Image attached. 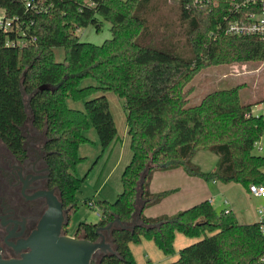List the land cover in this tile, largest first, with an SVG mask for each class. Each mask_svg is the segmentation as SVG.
<instances>
[{
  "label": "trees",
  "instance_id": "trees-1",
  "mask_svg": "<svg viewBox=\"0 0 264 264\" xmlns=\"http://www.w3.org/2000/svg\"><path fill=\"white\" fill-rule=\"evenodd\" d=\"M159 1L31 0L26 6V0H0L4 18L14 19L11 29L0 27V140L11 152L24 154L22 126L28 106L32 127L45 131L52 184L70 218L83 182L75 167L82 160L80 143L89 141L84 131L94 127L102 151L117 136L105 96L112 91L124 99L131 158L114 201L84 200L100 217L79 222L74 235L95 241L96 229L115 216L130 224L136 207H142L141 224L113 229L110 240L117 255H99L91 264H138L130 245L142 240L173 254L176 233L198 240L167 264H264L260 222L239 223L234 212L217 211L208 199L171 214H143L145 207L174 191L150 190L157 170L181 167L191 176L245 187L264 182V144L254 153L264 117L251 113L264 99L243 101V85L238 84L187 105L192 91L187 83L201 66L262 62L264 41L225 32L232 18L228 0H178V24L150 21ZM102 20L110 23V38L101 44L80 40L79 28L92 24L98 30ZM55 47L64 50L60 61ZM88 78L95 83L82 86ZM69 99L81 101L83 109L69 106ZM203 148L217 156L212 171L191 160Z\"/></svg>",
  "mask_w": 264,
  "mask_h": 264
},
{
  "label": "rangeland",
  "instance_id": "rangeland-1",
  "mask_svg": "<svg viewBox=\"0 0 264 264\" xmlns=\"http://www.w3.org/2000/svg\"><path fill=\"white\" fill-rule=\"evenodd\" d=\"M178 0H163L159 1V10L152 13L149 19L153 23L164 21H174L179 23V14L177 10ZM2 10L0 8V16ZM185 28V23H181ZM77 34L81 41H88L95 44H101L105 39L110 38V23L106 20H102L100 28L97 30L94 25L89 24L86 27H81L77 31ZM54 55L57 61L63 59L64 50L62 47L54 48ZM252 63V62H251ZM242 64H247L243 67ZM248 63L232 62V63H220V64H207L200 67V69L192 76L187 83L192 87V91L189 94V100L187 105H195L199 103L201 98L208 92L215 89L232 87L238 84L243 85V101H252L256 93L261 94V89L264 85L259 82L258 85L254 82L253 77L250 75L242 74L244 70L248 69ZM93 79H84L81 85L94 84ZM108 99L111 113L113 115L117 136L110 147L102 151L98 135L92 125H90L85 131L84 135L89 139L80 143L78 153L82 156V160L76 165L75 171L78 176L83 178L80 191L77 193L78 205L75 210L70 214L69 222L66 226L68 234L72 233L79 222H97L99 217L96 214V210L91 209L84 203V200H99L107 199L114 201L117 194L122 189L121 174L125 165L131 158L130 149V137L127 133L126 126V109L124 107V99L117 96L114 92L108 91L105 93ZM68 105L77 109H83L81 101L68 100ZM28 120L26 125L29 127L28 134L32 133V126L29 124L31 121L30 109L27 106ZM261 144L258 141L254 148V153L261 152ZM192 162L197 164L203 171H212L215 167L217 156L209 149L203 148L197 150L191 157ZM164 171V170H161ZM173 180L170 189L176 188L168 196L164 197L160 203L155 205V213H175L178 210L185 209L207 197L211 196L215 202L213 207L220 211L225 208V199L237 200L240 209L250 214L257 210L262 209L264 211V198L258 199V204L252 203L254 195L248 194L250 200L247 199L246 194L243 192V188L240 191L232 189L230 191H222L220 181L213 183V180H205L199 176H191L183 172L173 171ZM179 172V173H178ZM163 172H159L158 176H162ZM169 177H167L166 180ZM165 178L159 179V182H163ZM165 189L161 187L159 189ZM166 190V189H165ZM246 192V191H245ZM248 210V211H247ZM248 213V214H249ZM254 216V215H252ZM254 219V217H252ZM110 240L111 238L108 237ZM198 238H190L178 233L175 240V252L170 255L162 253L152 242L143 243L144 245L134 247V255L138 264H167L175 261L178 258L179 250L195 241ZM145 242V241H144ZM99 254L94 255V261H97ZM150 259V261H148Z\"/></svg>",
  "mask_w": 264,
  "mask_h": 264
},
{
  "label": "flooded vegetation",
  "instance_id": "flooded-vegetation-1",
  "mask_svg": "<svg viewBox=\"0 0 264 264\" xmlns=\"http://www.w3.org/2000/svg\"><path fill=\"white\" fill-rule=\"evenodd\" d=\"M28 128L24 123L23 155L11 152L0 140V257L3 259L19 258L27 251L23 242L47 207L43 193L56 187L46 161L49 150L45 131L31 127L33 131L28 134Z\"/></svg>",
  "mask_w": 264,
  "mask_h": 264
},
{
  "label": "water",
  "instance_id": "water-1",
  "mask_svg": "<svg viewBox=\"0 0 264 264\" xmlns=\"http://www.w3.org/2000/svg\"><path fill=\"white\" fill-rule=\"evenodd\" d=\"M28 119L27 117L24 123ZM43 195L46 197L47 207L36 227L23 242L27 251L21 253L19 258L0 257V264H91L96 254L117 255L113 244L107 240L113 229H129L141 224L139 213L142 207H136L130 224L121 222L115 216L113 221L96 229L98 238L95 241L88 240L84 235L72 236L63 232L69 218L58 196L57 187Z\"/></svg>",
  "mask_w": 264,
  "mask_h": 264
},
{
  "label": "crops",
  "instance_id": "crops-1",
  "mask_svg": "<svg viewBox=\"0 0 264 264\" xmlns=\"http://www.w3.org/2000/svg\"><path fill=\"white\" fill-rule=\"evenodd\" d=\"M1 10H2V15L0 16V18L4 14V11H3L2 8H1ZM242 65H243V67H245L247 64H242ZM249 66L250 67H248V69L244 70V72L242 74L252 76L254 82H256L257 85H258L259 82H262V84L264 85V61L259 62V63H255V62L251 63L250 62ZM243 88H242V91H243ZM260 89H261V92H262L261 94L256 93L254 96H252L254 101L264 99V86L262 88H260ZM251 113L255 114V115L262 114L263 117H264V101H261L259 103L254 104L251 107ZM260 140H262V144H261V147H262L263 144H264V133L261 136ZM260 140H259V142H260ZM261 147H260V149H261ZM179 169H181L183 172H185L181 167H177V168H174V169H168V170H164V171H161V170L155 171L153 173V175H152V179H151V182H150V190L152 192H159V191H163L165 189L166 190L170 189L171 188L170 186H172L171 184H173L172 183V180H173L172 176H173V173H174L173 171H179ZM159 172H163L165 174H163L162 176H158ZM167 177H169L168 178L169 180H166ZM161 178H165V180L163 182L162 181L159 182V179H161ZM215 182L216 181H213V183H215ZM219 183H221L222 191H225V192L226 191H230L232 189H236V190L240 191L239 187H241V188H243V192L246 194L247 199H249V200L251 199L250 196H248V194L250 195V193L248 192L247 187L243 186L242 184L235 183V182H228V183L219 182ZM161 187H164L165 189H163V188L159 189ZM176 188H174V190ZM253 198L254 199L252 200V203H256V204H258V202H259L258 199H263V198L256 197V196H254ZM206 199H208L212 204H214V202H215L214 198L211 197V196L207 197ZM158 203H160V202H158ZM224 203H225V208L224 209L231 210L232 212H234L239 223L257 222L261 218V215L259 214V210H262V209L257 210V213L254 212L253 214H250L248 212L249 213L248 214L245 211V209H240L237 200H234L233 198L228 199V200L225 199ZM156 204L148 206V207H145L143 209V214L146 215V216H157V215H160V214H165L164 212L163 213H155V212H153ZM169 214H171V213H169ZM262 214L264 216V211L263 210H262ZM252 215H254V216H252ZM252 217H254V219H252ZM74 232H75V230L72 233L68 232V234L72 235V236H75ZM177 234L178 233H176V235ZM107 240L112 243V241L109 240L108 237H107ZM175 240H176V236H175ZM146 242H151V241L142 240L138 244H131L130 247H131V250H132L133 254H134V247L135 246L144 245L143 243H146ZM174 247H175V241H174ZM148 261H150V259Z\"/></svg>",
  "mask_w": 264,
  "mask_h": 264
},
{
  "label": "built area",
  "instance_id": "built-area-1",
  "mask_svg": "<svg viewBox=\"0 0 264 264\" xmlns=\"http://www.w3.org/2000/svg\"><path fill=\"white\" fill-rule=\"evenodd\" d=\"M195 0V3H199ZM229 2V16L225 32L233 35H254L260 40L264 41V0H228ZM31 5V0H26V6ZM16 20V19H15ZM14 19L0 18V27L4 30L13 27ZM22 44V42H19ZM13 44V42H11ZM250 194L264 198V182L263 183H250L247 187ZM88 205L92 206L93 201H89ZM96 214L100 217L99 210L96 209ZM261 218L260 228L264 232V216L262 210H259ZM264 261V256L260 258Z\"/></svg>",
  "mask_w": 264,
  "mask_h": 264
}]
</instances>
